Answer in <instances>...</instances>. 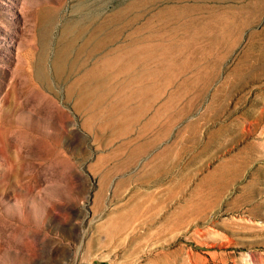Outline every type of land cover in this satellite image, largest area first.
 Returning <instances> with one entry per match:
<instances>
[{
    "label": "rangeland",
    "instance_id": "1",
    "mask_svg": "<svg viewBox=\"0 0 264 264\" xmlns=\"http://www.w3.org/2000/svg\"><path fill=\"white\" fill-rule=\"evenodd\" d=\"M100 1L0 0V264H264V0H181L233 29L166 32L148 49L172 58L135 63L134 91L88 110L81 79L97 65L83 54L60 78L53 59ZM106 110L117 131L101 130Z\"/></svg>",
    "mask_w": 264,
    "mask_h": 264
},
{
    "label": "bare ground",
    "instance_id": "2",
    "mask_svg": "<svg viewBox=\"0 0 264 264\" xmlns=\"http://www.w3.org/2000/svg\"><path fill=\"white\" fill-rule=\"evenodd\" d=\"M118 1H119V3H117V5L114 6L113 8H111L110 10H108L106 8L107 11H105V6L107 3V0L100 1L101 2L99 4L100 8H95L96 6H95V4H93L95 6L93 9H96L98 12L92 13L90 11L92 15L89 14L91 17L89 18L88 22L85 21L86 23H83V22L76 21L75 24L73 22L72 24L70 23L69 25H66L65 26L66 29H64V33H65L64 37L63 36L61 37V40H63V39L64 40L60 41L61 42V43H59L60 46L58 45L60 48H58V50L56 51V55L53 59L54 71H55L57 77H60V78H64L68 72H69V77H70V74L72 72L70 73V71L68 70V65L70 66L71 63H74V64L78 63V61H80V56L81 55L83 56V54L85 55V57H84L85 58L84 59L85 64H87L86 62L92 60V61H94L93 64L97 65V66H93L91 68L87 67V69L85 71H83V74L81 73L82 74L81 80H84V81H82V86L80 88V92H81L80 95L82 97L81 101L79 100L80 105H81L80 107H82V106L87 107L88 110H94V108L101 106V104L104 103V100L106 99V97L109 94L111 95L113 93L114 89H116L115 92L119 91V93H121L120 91H123V90L127 89V87L132 86V88H129V89H132L134 91V82H135L134 81V74H135L134 73V69H135L134 64L135 63L139 64L140 61L142 63L145 61H147L149 63V61H151V62H154V61L162 62L164 60H167V58L169 56L168 54H166V53L162 54V52L157 53L158 51L156 53L154 51L149 52V49H148V48H151V50L152 49L156 50L158 48L160 49L161 47H165V44H167V41H168L167 40L168 37H167L166 32L172 33L173 29H180V26L181 25L184 26V24H186V22H196L201 18H204L205 23H206V26H204L203 29H217V28L233 29L232 26H233L234 22L232 21L233 19H231V16L228 14H224V13L218 14L217 12H215V13H212L211 15L201 16L200 18H198L197 14H199V12L202 11V7L199 4L193 5V6H185L183 4L184 2L183 3L180 2L181 0H172L173 1L172 4H169V2H168V4H165L166 3L165 1H164L165 3L163 4V2H161L163 0H118ZM159 2H161L163 5L159 6L160 5ZM61 3H62V1H61ZM109 3H110V1L108 2V4ZM148 9H149V12L151 10H153V11L155 10V12H153V13L151 12L152 14L148 15L149 14L147 12ZM80 10H81V8H80ZM86 10L88 11V10H90V8L86 9ZM48 11H41V15L45 18V24L43 26V29L42 30L40 29L41 30L40 32H42L40 38H41V42H42V45L44 47V50L48 47V45H50V42L52 41L51 37H53L52 25H51L52 21L50 19L51 16L49 15ZM103 11H105V12H103ZM88 12H86L87 14L86 13L85 14L88 15ZM52 13H54V12H52ZM86 15H83V16H86ZM89 15H88V17H89ZM53 17H55V16H53ZM141 18H146L145 19L146 23L145 22L143 23V24H145V25H143V28L145 26V27H147L148 30L150 29V32L148 34H145L146 32L142 34V32L144 30L140 29V27H138V28L135 27L136 29L134 28V22L136 23V21L140 20ZM82 19L84 20V18H82ZM156 22H158L159 26H156ZM182 29H184V28H182ZM53 30H55V29H53ZM80 39H82L83 42L77 48L78 57L71 60L69 58V55H70L69 50L72 47H73V49L75 47H77L76 43ZM51 45H52V42H51ZM146 47H147V49H146ZM141 48H145L146 50H148V53H147V51H146V53L145 52L143 53V51H145V49L141 50ZM136 49L140 52L142 51V53L137 52ZM162 50H163V48H162ZM178 50H180V49H178ZM47 51L48 50H46V53H47ZM166 51H164V52H166ZM172 52H173V50H172ZM46 53L42 54L40 61L38 63L39 64V74H40V77L42 79H44V81H47L48 77H49L48 73L46 71L47 69L45 70L47 58H49V56L46 55ZM169 54H170V52H169ZM172 54H174V53H172ZM179 55L176 54V56H179ZM169 57H170V59L172 58V56H169ZM170 59H168V60H170ZM182 59H184V57ZM175 61H177V59ZM83 63H84V61H83ZM142 74H140V75H142ZM108 76H113L115 78L124 77L125 78V84L123 85V83H124L123 79H122L123 82L119 79L121 81V84L118 81H117V83L122 85V86H120L116 83L117 86L120 87V88L118 87L119 88V90H118V88H115L116 85L115 86L110 85L109 79H107ZM113 77H111V78H113ZM111 78H110V80H111ZM88 80H91L92 83L87 82ZM75 81H77V80H75ZM108 83L110 86L108 85ZM78 86H80V85H78ZM125 91H127V90H125ZM123 93L126 94L125 95L126 97L124 96L126 98V100L130 99V98H127L128 93H126V92H123ZM123 93L120 96H122ZM68 94H69V96L70 95L73 96L74 95V89L70 88ZM128 95L130 96V94H128ZM124 97H122V98H124ZM133 97L131 96V98H133ZM126 100H125V102H126ZM113 104H115V103H113ZM118 104H120V103L118 102ZM77 106L79 107V104ZM127 106H129V105L126 104V106H124V108H128ZM85 111H86V109H85ZM106 111H108V110H106ZM107 113H108V115L107 116L105 115L106 117L104 116V118H105V119H103L104 125L101 128V130H104V132H105V130L108 131V129L111 130L113 128L112 131H114L115 127H117L118 121L114 119V116L112 115L113 112L111 110L108 111ZM117 128L115 129L116 131H117ZM127 129H128V127H127ZM116 131L114 133L115 134L117 133L116 135H118V132L120 130L118 132H116ZM111 133H113V132H111Z\"/></svg>",
    "mask_w": 264,
    "mask_h": 264
}]
</instances>
